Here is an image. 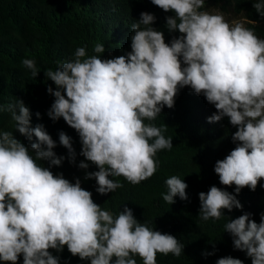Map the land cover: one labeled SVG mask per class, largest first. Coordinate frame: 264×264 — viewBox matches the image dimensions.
<instances>
[{
  "label": "clouds",
  "instance_id": "obj_1",
  "mask_svg": "<svg viewBox=\"0 0 264 264\" xmlns=\"http://www.w3.org/2000/svg\"><path fill=\"white\" fill-rule=\"evenodd\" d=\"M151 3L174 13L166 17V27L180 35L166 43L164 32L153 27L156 16L143 11L131 25V42H123L126 54L102 58L77 47L72 59L44 70L56 86H47L55 97L47 115L53 121L63 118L76 130L80 155L98 169L85 179L94 178L96 191L105 195L124 187L110 177L137 185L156 173L157 153L171 150L173 142L164 135L165 125L151 122L165 106L174 107L180 89L187 86L202 94L216 109L209 123L227 117L237 128L232 134L236 146L214 166L220 183L235 185V194L216 185L199 193L200 219L220 220L225 209H243L237 194L245 187L255 191L264 178V39L243 21L230 23L220 13L201 11L205 0ZM253 7L264 18V0H253ZM93 51L104 53L105 45L97 43ZM21 64L37 77L34 59L24 58ZM3 112L10 114L14 129L35 140L26 146L0 128V261L17 264L22 254L23 264H60L50 249L62 252L65 246L90 264H137L136 256L143 264H157V253L181 256L184 245L176 236L140 223L127 205L118 214L102 209L79 178L72 183L43 166L41 161L60 166L65 157L54 151L57 141L43 124L31 126L23 99L0 104ZM59 144L75 163L77 152L64 131ZM86 161L78 167L88 169ZM165 184V202L173 204L177 196L189 199L184 179L173 175ZM252 216L228 217L224 228L235 249L244 251L252 264H264V212L259 223ZM216 264L244 261L229 255Z\"/></svg>",
  "mask_w": 264,
  "mask_h": 264
},
{
  "label": "trees",
  "instance_id": "obj_2",
  "mask_svg": "<svg viewBox=\"0 0 264 264\" xmlns=\"http://www.w3.org/2000/svg\"><path fill=\"white\" fill-rule=\"evenodd\" d=\"M148 11L156 16L153 25L163 31L166 43L173 36H179L178 30L169 33L166 17L174 15L165 12L151 3V0H0V104L23 99L31 112V126L43 124L46 131L57 141L54 151L64 156L60 166H52L49 161L40 163L49 167L54 175L63 176L92 192L94 202L104 210L118 214L124 205L133 210L140 223H148L153 230L176 236L184 249L180 257L157 253V264H216L224 256H232L252 264L250 257L233 245V238L225 231L224 225L230 218H236L244 212L253 214L251 219L260 222L264 212V178L259 181L255 191L245 187L237 194L243 209L224 210L220 220L204 221L199 217V193L207 192L216 185L235 194V185L220 183L214 171L217 160L224 159L236 146L232 134L237 128L227 117L219 122L209 123L208 117L215 111L214 105L207 102L201 94L197 95L190 87L180 89L175 97V105L162 112L151 123L165 125L166 137H172L171 150L159 151L156 155L159 167L149 179L133 185L121 177H110L123 183V188L113 193L101 195L96 191L94 178L85 179L87 172L97 171V167L80 155L82 144L75 129L67 125L63 118L53 121L47 115L55 97L47 92V86L55 84L46 80L45 69L56 70L58 61L73 58L77 47L85 46L88 56L100 55L102 58L124 55V41H130L131 25L138 22L140 13ZM201 11L220 13L228 22L239 20L247 28H253L255 34L264 39V18L253 7V0H205ZM102 43L106 51L96 54L94 45ZM24 58L34 59L40 70L37 77L24 68ZM41 113L40 117L36 113ZM148 123V121H145ZM0 128L13 132L15 138L30 146L29 141L14 129L8 112L0 113ZM66 132L77 152L76 162L71 163L68 150L59 144V132ZM89 163L88 169L78 167L80 161ZM176 175L188 184V200L178 196L173 204L165 202L162 193L167 192L165 181ZM60 258V264H90V260H81L73 256L64 247L62 252L50 249ZM209 252L212 255L204 256ZM137 264H143L139 256L134 257ZM0 264H11L1 261ZM17 264H23V255Z\"/></svg>",
  "mask_w": 264,
  "mask_h": 264
},
{
  "label": "rangeland",
  "instance_id": "obj_3",
  "mask_svg": "<svg viewBox=\"0 0 264 264\" xmlns=\"http://www.w3.org/2000/svg\"><path fill=\"white\" fill-rule=\"evenodd\" d=\"M214 13V12H213ZM225 18V20H227V18L226 17H224ZM0 263H1V261H0Z\"/></svg>",
  "mask_w": 264,
  "mask_h": 264
}]
</instances>
